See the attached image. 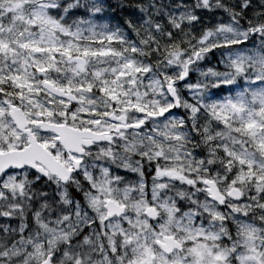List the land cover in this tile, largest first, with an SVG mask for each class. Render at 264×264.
Here are the masks:
<instances>
[{"label":"snow or ice","instance_id":"obj_1","mask_svg":"<svg viewBox=\"0 0 264 264\" xmlns=\"http://www.w3.org/2000/svg\"><path fill=\"white\" fill-rule=\"evenodd\" d=\"M0 264H264V0H0Z\"/></svg>","mask_w":264,"mask_h":264}]
</instances>
